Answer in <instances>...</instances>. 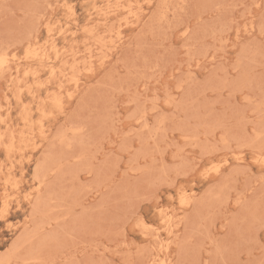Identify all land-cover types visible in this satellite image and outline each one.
Returning <instances> with one entry per match:
<instances>
[{
    "label": "rangeland",
    "instance_id": "374dc122",
    "mask_svg": "<svg viewBox=\"0 0 264 264\" xmlns=\"http://www.w3.org/2000/svg\"><path fill=\"white\" fill-rule=\"evenodd\" d=\"M0 264H264V0H0Z\"/></svg>",
    "mask_w": 264,
    "mask_h": 264
},
{
    "label": "bare ground",
    "instance_id": "6f19581e",
    "mask_svg": "<svg viewBox=\"0 0 264 264\" xmlns=\"http://www.w3.org/2000/svg\"><path fill=\"white\" fill-rule=\"evenodd\" d=\"M1 66V65H0Z\"/></svg>",
    "mask_w": 264,
    "mask_h": 264
}]
</instances>
